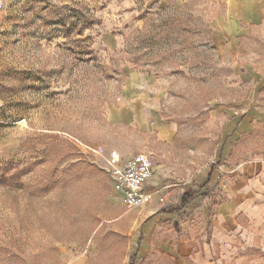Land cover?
I'll return each mask as SVG.
<instances>
[{"label":"rangeland","instance_id":"rangeland-1","mask_svg":"<svg viewBox=\"0 0 264 264\" xmlns=\"http://www.w3.org/2000/svg\"><path fill=\"white\" fill-rule=\"evenodd\" d=\"M227 12L222 0H3L0 264H173L130 249L145 206L123 205L111 164L149 156L153 199L171 211L186 193L214 204L224 176L202 194L199 173L264 156V24L232 46ZM234 117L251 122L227 159Z\"/></svg>","mask_w":264,"mask_h":264},{"label":"crops","instance_id":"crops-1","mask_svg":"<svg viewBox=\"0 0 264 264\" xmlns=\"http://www.w3.org/2000/svg\"><path fill=\"white\" fill-rule=\"evenodd\" d=\"M222 1L228 9L222 31L232 46L250 39L252 27L264 24V0ZM250 122L251 118L237 117L229 122L234 134L228 146L224 144L220 148V157L229 159L232 156ZM221 176L224 180L218 187ZM193 182V188L203 187L201 193L207 187L221 189L218 194L212 193L206 198L214 204L196 208L199 194L194 192L193 200L185 207L164 211L162 204L153 199L130 228V249L137 250L142 262L148 260L153 247H158L173 264H264V156L231 168L222 167L219 171L209 168L199 173ZM161 183L160 172L154 174L148 190L153 193L152 184L157 185V192H161L158 194L164 195L160 191ZM83 264H87L86 261Z\"/></svg>","mask_w":264,"mask_h":264},{"label":"built area","instance_id":"built-area-1","mask_svg":"<svg viewBox=\"0 0 264 264\" xmlns=\"http://www.w3.org/2000/svg\"><path fill=\"white\" fill-rule=\"evenodd\" d=\"M2 2L0 0V6ZM115 161L111 164V174L117 190L123 195V205L128 210H133L150 204L153 193L148 190V186L154 175L151 158L145 154H137L122 165Z\"/></svg>","mask_w":264,"mask_h":264},{"label":"trees","instance_id":"trees-1","mask_svg":"<svg viewBox=\"0 0 264 264\" xmlns=\"http://www.w3.org/2000/svg\"><path fill=\"white\" fill-rule=\"evenodd\" d=\"M193 198H194V193L184 194V196L182 198V203L178 208H176V210H180L181 208L185 207L190 201L193 200Z\"/></svg>","mask_w":264,"mask_h":264}]
</instances>
